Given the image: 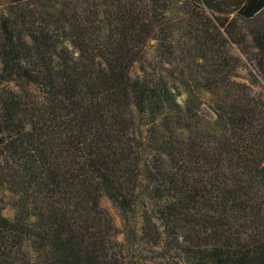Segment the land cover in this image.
I'll list each match as a JSON object with an SVG mask.
<instances>
[{
  "label": "trees",
  "instance_id": "obj_1",
  "mask_svg": "<svg viewBox=\"0 0 264 264\" xmlns=\"http://www.w3.org/2000/svg\"><path fill=\"white\" fill-rule=\"evenodd\" d=\"M0 264H264V0H0Z\"/></svg>",
  "mask_w": 264,
  "mask_h": 264
},
{
  "label": "rangeland",
  "instance_id": "obj_2",
  "mask_svg": "<svg viewBox=\"0 0 264 264\" xmlns=\"http://www.w3.org/2000/svg\"><path fill=\"white\" fill-rule=\"evenodd\" d=\"M229 50H230L231 54H233L235 56L242 57L239 49L235 45H231ZM149 51H150V48L148 49V52ZM237 64L238 65L235 68L233 78L236 79V80H239V81H245L246 82L248 80V77H249L248 71L241 63H237ZM176 93H177V96L179 97V99L181 100L186 95V89L185 88H181ZM201 98H202L201 111L204 114H206L208 117L214 118L215 115L212 112V110L209 108V94L208 93H202ZM102 204L114 216L116 224L118 225V227H120L121 226V221H120V218L118 216L117 210L112 206V204L108 200H103ZM4 212L6 214H8V215L11 214V210L10 209H6ZM121 238H122V236L120 234L118 236V239H121Z\"/></svg>",
  "mask_w": 264,
  "mask_h": 264
}]
</instances>
